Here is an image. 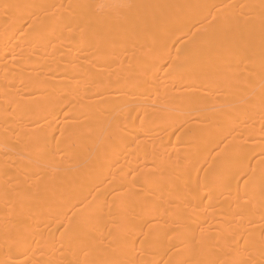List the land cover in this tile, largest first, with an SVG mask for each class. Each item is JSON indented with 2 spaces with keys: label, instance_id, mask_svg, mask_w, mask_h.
Masks as SVG:
<instances>
[{
  "label": "bare ground",
  "instance_id": "6f19581e",
  "mask_svg": "<svg viewBox=\"0 0 264 264\" xmlns=\"http://www.w3.org/2000/svg\"><path fill=\"white\" fill-rule=\"evenodd\" d=\"M0 264H264V0H0Z\"/></svg>",
  "mask_w": 264,
  "mask_h": 264
},
{
  "label": "snow or ice",
  "instance_id": "6c2138e0",
  "mask_svg": "<svg viewBox=\"0 0 264 264\" xmlns=\"http://www.w3.org/2000/svg\"><path fill=\"white\" fill-rule=\"evenodd\" d=\"M6 7H8V6H6Z\"/></svg>",
  "mask_w": 264,
  "mask_h": 264
}]
</instances>
